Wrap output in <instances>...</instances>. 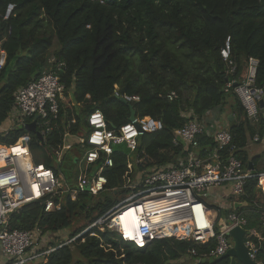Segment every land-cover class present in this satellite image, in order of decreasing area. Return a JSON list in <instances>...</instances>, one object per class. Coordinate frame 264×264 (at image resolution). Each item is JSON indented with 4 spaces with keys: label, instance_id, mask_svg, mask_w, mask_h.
Returning a JSON list of instances; mask_svg holds the SVG:
<instances>
[{
    "label": "trees",
    "instance_id": "16d2710c",
    "mask_svg": "<svg viewBox=\"0 0 264 264\" xmlns=\"http://www.w3.org/2000/svg\"><path fill=\"white\" fill-rule=\"evenodd\" d=\"M9 5L14 10L5 20ZM228 38L237 64L235 74L228 73V63L221 57ZM3 54L7 60L0 71V126L9 119L16 91L32 82L35 72L41 75L54 71L59 62L66 64L62 74L66 99L53 131L43 141L25 126L0 133L4 147L28 137L36 165L55 169V155L65 135L83 137L90 129L88 117L97 110L111 130L129 122L132 107L139 117L160 120L165 126L161 132L140 137L131 154L126 145L114 147V167L106 170L108 185L99 196H57L47 213L45 200L26 205L10 216L11 231L38 227L53 235L52 246L75 239L118 203L109 200L107 193L122 187L128 161L142 159V164H134L136 171L172 162L174 130L194 117L201 121L230 102L237 120L229 131L240 149L239 157L246 167L258 163V158L250 161L244 149L249 132L264 134V113L259 123L252 124L234 89L226 93L225 87L242 82L252 57L259 61L256 84L264 88V0H0V57ZM116 86L122 95H137L140 101L124 103L114 95ZM172 93L176 98L170 100ZM200 142L212 143L206 137ZM74 148L80 157L72 152ZM87 148L76 141L64 157L74 171L73 188L78 171L74 162ZM244 201L247 207L236 213L247 218V228L257 230L264 245V195L259 178L248 180ZM82 221L86 223L72 232L74 222ZM214 247V242L196 245L166 238L138 248L111 230L95 227L38 264H173L189 261L188 257L195 262L190 250L195 249L200 257ZM258 260L264 263L263 247ZM214 264L241 263L229 257Z\"/></svg>",
    "mask_w": 264,
    "mask_h": 264
},
{
    "label": "built area",
    "instance_id": "2783aa9c",
    "mask_svg": "<svg viewBox=\"0 0 264 264\" xmlns=\"http://www.w3.org/2000/svg\"><path fill=\"white\" fill-rule=\"evenodd\" d=\"M13 10L14 6L9 5L5 20L9 19ZM221 57L228 63V73L235 74L237 64L232 60L230 38L221 50ZM5 58V54L0 57V71ZM258 65L257 59L249 58L247 74L242 82H229L225 87L226 93L234 89L252 124L260 121L259 102L264 98V88L256 84ZM65 71L66 64L59 62L54 71L44 72L16 91L15 105L8 119L11 124L9 130L35 122L43 139L53 131L61 104L66 99V86L62 82ZM114 95L127 103L140 101L137 95H122L117 86ZM174 98L176 94L172 93L169 99ZM192 115L190 113L189 117ZM87 121L90 127L87 137L65 135L63 146L55 155V169L33 162L28 137H21L8 147L0 145V264H38L95 227L102 232L111 230L123 241L140 246L166 238L191 241L196 245L214 242V249L200 257L195 249L189 251L191 256L196 257L197 264L226 255L233 248L230 232L240 228L245 231L244 244L249 258L256 264H264L258 260L263 247L262 236L257 230L248 229L247 218L234 209L235 203H245L249 179L259 178V187L264 195V173L259 174L246 167L239 157L240 149L227 129L219 128L211 137L212 143L202 147L200 139L206 135L205 127L195 117L184 127L174 130L171 145L176 153L172 162L156 165L147 171H136L134 164H142V159L135 160V163L128 161L122 176L123 185L114 192L123 195V200L75 239L52 246L50 240L53 235L38 227L33 230H9L10 216L26 205L45 200L47 213L54 207L53 199L57 196L70 194L73 197L82 193L99 196L108 185L106 170L114 167V147L126 145L131 154L137 150L140 137L165 128L160 120L136 115L133 121L111 130L104 114L98 110L91 113ZM253 140L255 143L261 141L259 136ZM76 141L87 144L88 148L84 156L74 162L78 171L76 188H73L63 179L62 165L65 151L74 147ZM132 210L141 225V243L131 241L126 235L123 219ZM166 229L172 232L182 230L184 236H162Z\"/></svg>",
    "mask_w": 264,
    "mask_h": 264
},
{
    "label": "crops",
    "instance_id": "0c3cea01",
    "mask_svg": "<svg viewBox=\"0 0 264 264\" xmlns=\"http://www.w3.org/2000/svg\"><path fill=\"white\" fill-rule=\"evenodd\" d=\"M7 58H5V61ZM231 104L225 105V106H219L217 109H219L216 112V118L214 120H209L208 118L212 116L214 113L211 111L209 114L205 115V117L201 120L205 127V133L204 137L208 138V140H212L211 137L217 133L219 128L230 130V125L233 121H236L237 116L233 109L231 108V105L233 102H230ZM259 108L262 112V109L260 107L259 102ZM264 113V112H263ZM11 127V124L9 121H6L3 125L0 126V133L6 134ZM256 136H259L261 141L259 143L254 142V138ZM207 145V144H206ZM205 144H202V147L206 146ZM208 146V145H207ZM244 152L249 157L250 161L253 159L258 158V163L256 167L254 166V170L258 173L261 169L264 170V134L261 135L259 133H255L252 135L251 132L248 133V145L244 149ZM252 163V162H250ZM261 164V165H260ZM260 165V166H259ZM264 172V171H262Z\"/></svg>",
    "mask_w": 264,
    "mask_h": 264
},
{
    "label": "water",
    "instance_id": "95a60500",
    "mask_svg": "<svg viewBox=\"0 0 264 264\" xmlns=\"http://www.w3.org/2000/svg\"><path fill=\"white\" fill-rule=\"evenodd\" d=\"M40 72L37 71L34 73V75L32 76V79H35L37 76H39ZM121 101H123L124 103H127L124 99H121ZM260 107L262 109V113L264 112V98L263 100L260 102ZM136 111L134 110V108H131V116L129 121H133L136 117ZM25 128L29 131L34 132L40 140L43 141V137L41 135V133L37 130L36 128V123H32V124H27L25 126ZM249 169L250 170H254V165L253 163L249 164ZM248 203H235L234 205V209L235 210H239L242 209L244 207H247ZM230 236L233 240V248L230 249L228 251V253L226 255H224L223 257L219 258V259H211L209 260L211 264H214L222 259H226V258H235L237 259L241 264H256L255 262H253L248 255V251L247 248L244 244V236H245V231L240 229V228H235L230 232ZM264 248V245H263Z\"/></svg>",
    "mask_w": 264,
    "mask_h": 264
},
{
    "label": "rangeland",
    "instance_id": "374dc122",
    "mask_svg": "<svg viewBox=\"0 0 264 264\" xmlns=\"http://www.w3.org/2000/svg\"><path fill=\"white\" fill-rule=\"evenodd\" d=\"M56 47H57V45H56ZM56 49V48H55ZM51 55H53V52L51 53ZM219 109H217V108H215L214 109V113L212 114V116H210L208 119L209 120H214L215 118H216V112L218 111ZM88 131L89 130H87V131H85L84 133H83V137H87V135H88ZM81 137V136H80ZM77 139V138H76ZM75 140V139H74ZM69 141H71V140H69ZM73 147V146H72ZM71 147V148H72ZM71 148L70 149H67L66 151H65V155H67L68 154V156H69V152L71 151ZM64 152V151H63ZM72 152H74V154H76V156H79L80 157V153H78V151H76L75 150V148L72 150ZM67 153V154H66ZM67 163V162H66ZM261 165V164H260ZM259 165V166H260ZM264 165V164H263ZM63 167H65V169H63ZM71 168V166H69V165H67V164H65V162L63 161V165H62V176H63V179H64V181L67 183V184H69V185H72V183H74V171L72 170V169H70ZM260 171H264L263 169H261ZM76 196L77 195H73V197H75L76 198ZM107 198L109 199V200H111V201H114V202H120V201H122L123 200V198H124V196L123 195H116V194H114L113 192H109V193H107ZM216 208H219L220 209V206L218 207V206H216ZM221 219H223V216H221ZM86 222H84V221H82V222H80V223H76V225H75V222H74V224H73V228L71 229V231L72 232H75V226H76V228H79V227H81L82 225H84ZM70 231V232H71ZM66 236L68 237V234H66ZM66 236H64V238L63 239H66ZM64 241H67V240H64ZM194 259V258H193ZM193 259H189V257L187 258V260H189V261H186V262H182V261H178V263H173V264H195V262H194V260ZM172 264V263H171ZM197 264V263H196Z\"/></svg>",
    "mask_w": 264,
    "mask_h": 264
},
{
    "label": "bare ground",
    "instance_id": "6f19581e",
    "mask_svg": "<svg viewBox=\"0 0 264 264\" xmlns=\"http://www.w3.org/2000/svg\"><path fill=\"white\" fill-rule=\"evenodd\" d=\"M263 185H264V180L262 181ZM132 211H129L128 213H126V215L124 216L123 219V224L126 228V235L128 238H131V241H138V243H141L142 241V237H141V225L140 222L138 221V219L135 217V214ZM169 236L172 237L174 235L181 237L184 236L183 231H176V232H172L170 229H166L164 231V233L162 234V236Z\"/></svg>",
    "mask_w": 264,
    "mask_h": 264
},
{
    "label": "clouds",
    "instance_id": "9594fccd",
    "mask_svg": "<svg viewBox=\"0 0 264 264\" xmlns=\"http://www.w3.org/2000/svg\"><path fill=\"white\" fill-rule=\"evenodd\" d=\"M136 247H138V248H144V247H146V246H140V245H138V244H136V243H133Z\"/></svg>",
    "mask_w": 264,
    "mask_h": 264
}]
</instances>
